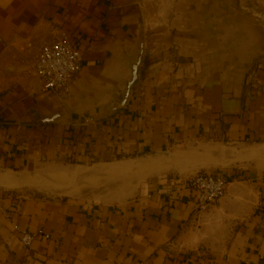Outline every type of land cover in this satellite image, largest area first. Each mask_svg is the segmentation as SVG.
<instances>
[{
    "label": "crops",
    "instance_id": "1",
    "mask_svg": "<svg viewBox=\"0 0 264 264\" xmlns=\"http://www.w3.org/2000/svg\"><path fill=\"white\" fill-rule=\"evenodd\" d=\"M143 1L0 0V264H264V153L221 169L227 191L199 215L182 177L159 175L182 144H264L261 35L234 0H171L149 20ZM235 1L264 23V0ZM52 34L82 53L60 92L34 69ZM149 159L162 172H128L145 179L109 201L11 183L47 164L88 179L116 164L126 176L124 163ZM24 231L38 233L30 246Z\"/></svg>",
    "mask_w": 264,
    "mask_h": 264
},
{
    "label": "rangeland",
    "instance_id": "2",
    "mask_svg": "<svg viewBox=\"0 0 264 264\" xmlns=\"http://www.w3.org/2000/svg\"><path fill=\"white\" fill-rule=\"evenodd\" d=\"M171 0H144L143 7L148 15V20L150 19L149 15L151 14L152 8L165 9L169 6ZM147 20V21H148ZM161 19L157 22L160 23ZM149 24V22H148ZM245 144H213V143H190L182 144L177 147L170 149L168 152L164 153L162 157L164 168L166 169L162 172L163 167L158 164L156 159H149L135 165L130 163H124L125 168L124 172H138V167L146 165L145 168L139 170L143 176L146 175L147 168L158 169L161 177L166 178H185L192 177L198 173H212V174H221L219 171L225 167H230L235 164L247 163L243 162L241 159L246 158H255L259 155H249L251 150L264 149V144L252 145L246 147ZM186 158V160H183ZM264 161V159H262ZM200 162L202 165L195 166L196 172L190 174L189 170L194 163ZM252 162V161H251ZM118 165L113 164L107 169L111 170L107 176H94L89 179L84 176H78V171L69 169L68 167L57 166L54 164L41 165L36 169L31 171H20V172H11L13 174H22L25 177H28L29 180L34 181L35 183L28 186L20 187L17 189L28 191L30 193H43L46 195H58V194H74L82 196L93 201H109L110 198L114 196H130L132 195V183L135 178L136 182L145 177H133L131 175L119 176L113 175L112 173H121L123 167L114 169ZM194 168V167H193ZM113 169V170H112ZM121 171V172H120ZM123 172V173H124ZM108 173V172H107ZM122 173V174H123ZM106 182H115L110 188H102L94 186H89L90 184H98L100 181ZM134 182V183H136Z\"/></svg>",
    "mask_w": 264,
    "mask_h": 264
},
{
    "label": "built area",
    "instance_id": "3",
    "mask_svg": "<svg viewBox=\"0 0 264 264\" xmlns=\"http://www.w3.org/2000/svg\"><path fill=\"white\" fill-rule=\"evenodd\" d=\"M81 51L65 35L52 34L40 47L34 69L47 91H65L80 68ZM197 195V214L215 205L226 193L228 180L222 174L198 173L181 178ZM37 232L24 231L22 243L30 246Z\"/></svg>",
    "mask_w": 264,
    "mask_h": 264
},
{
    "label": "water",
    "instance_id": "4",
    "mask_svg": "<svg viewBox=\"0 0 264 264\" xmlns=\"http://www.w3.org/2000/svg\"><path fill=\"white\" fill-rule=\"evenodd\" d=\"M234 9H235V13L238 14L240 17H242L246 23H248L254 29L259 31L261 38H262V48L258 52L257 56L264 54V23L260 22L255 17L249 16L244 11L237 9V3L235 0H234ZM142 53H143V46L141 44L139 47V52H138L137 58H136L135 62L132 64L131 78L129 79V81H128L125 89H124V93H123L122 97L119 99V103H118L119 105L125 104L128 96H129L131 86L135 83V81L138 78V68H139V65H140V62L142 59Z\"/></svg>",
    "mask_w": 264,
    "mask_h": 264
},
{
    "label": "bare ground",
    "instance_id": "5",
    "mask_svg": "<svg viewBox=\"0 0 264 264\" xmlns=\"http://www.w3.org/2000/svg\"><path fill=\"white\" fill-rule=\"evenodd\" d=\"M259 145V144H258ZM262 153H264V149H259V150H257V149H255V150H251L250 151V154L249 155H253V154H255V155H259V154H262ZM145 164V163H144ZM143 164V166H141L142 168H145L146 167V165H144ZM152 172V171H151ZM28 178V177H27ZM11 183L12 184H16V185H21V184H33V183H35L34 181H32V180H29V179H23V178H21V179H19L18 177L17 178H15V179H13L12 181H11Z\"/></svg>",
    "mask_w": 264,
    "mask_h": 264
}]
</instances>
